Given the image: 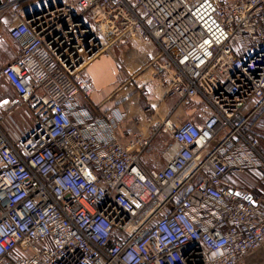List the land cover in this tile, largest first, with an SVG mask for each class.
Wrapping results in <instances>:
<instances>
[{
    "label": "built area",
    "instance_id": "built-area-1",
    "mask_svg": "<svg viewBox=\"0 0 264 264\" xmlns=\"http://www.w3.org/2000/svg\"><path fill=\"white\" fill-rule=\"evenodd\" d=\"M8 35L17 52L0 75L17 104L0 126V264H251L264 197L227 179L256 172L264 186L250 129L264 112V0H52L13 12ZM132 36L156 47L138 86L145 134L85 104L88 65ZM154 87L173 111L197 99L202 123L156 117Z\"/></svg>",
    "mask_w": 264,
    "mask_h": 264
},
{
    "label": "crops",
    "instance_id": "crops-1",
    "mask_svg": "<svg viewBox=\"0 0 264 264\" xmlns=\"http://www.w3.org/2000/svg\"><path fill=\"white\" fill-rule=\"evenodd\" d=\"M51 3L52 0H0V69L12 62L17 52L8 35L11 14L15 12L21 17H26ZM154 54L155 44L138 36L115 43L107 53L91 62L86 69V78L92 91L85 104L95 112L117 108L124 112L129 120H138L137 129L143 134L147 133L145 102L138 95V86L148 79L151 73L149 59ZM0 84V105L11 111L17 104L15 93L1 75ZM150 100L156 117L163 118L173 112L172 118L176 121L192 120L198 125L203 121L197 99L173 111L176 97L166 95L163 89L154 87L150 91ZM263 115H258L259 119L255 117L251 120L250 129L253 133L255 124ZM259 137L264 147V135ZM153 148V154L157 155L159 145H153ZM147 159L145 162L151 164L150 158ZM248 174L254 175L256 179L259 176L256 172ZM232 179L235 178H228L227 181L232 182Z\"/></svg>",
    "mask_w": 264,
    "mask_h": 264
},
{
    "label": "rangeland",
    "instance_id": "rangeland-1",
    "mask_svg": "<svg viewBox=\"0 0 264 264\" xmlns=\"http://www.w3.org/2000/svg\"><path fill=\"white\" fill-rule=\"evenodd\" d=\"M0 88L1 84H0ZM0 89V90H1ZM256 104L255 101H250L248 105L240 112V115H243V113L248 112L249 109ZM10 112L8 108H5L0 105V126L1 128H4V118L5 115ZM262 113V114H261ZM263 111L259 113V115H263ZM259 119V117H257ZM176 123H181V121H176ZM255 130V133L257 135H264V115L261 117L260 121L255 124V127L253 128ZM156 143L160 146H163V143L160 138H157ZM156 156V155H155ZM148 166H152L148 163ZM237 178L236 182H230L232 185L236 186L237 188L244 189L248 192H250L253 196L257 197L259 195H263L264 197V186L258 185L257 179L252 174H243L240 176H235ZM247 262L251 264H264V249H260L256 252L251 253L249 258L247 259Z\"/></svg>",
    "mask_w": 264,
    "mask_h": 264
},
{
    "label": "trees",
    "instance_id": "trees-1",
    "mask_svg": "<svg viewBox=\"0 0 264 264\" xmlns=\"http://www.w3.org/2000/svg\"><path fill=\"white\" fill-rule=\"evenodd\" d=\"M232 182H236L237 183V180L236 179H232Z\"/></svg>",
    "mask_w": 264,
    "mask_h": 264
},
{
    "label": "water",
    "instance_id": "water-1",
    "mask_svg": "<svg viewBox=\"0 0 264 264\" xmlns=\"http://www.w3.org/2000/svg\"><path fill=\"white\" fill-rule=\"evenodd\" d=\"M26 17H28V16H26Z\"/></svg>",
    "mask_w": 264,
    "mask_h": 264
}]
</instances>
